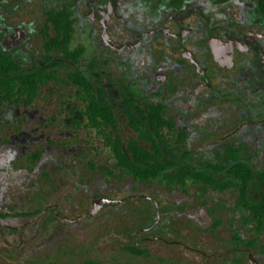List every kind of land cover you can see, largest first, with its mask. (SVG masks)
Segmentation results:
<instances>
[{"label": "rangeland", "instance_id": "374dc122", "mask_svg": "<svg viewBox=\"0 0 264 264\" xmlns=\"http://www.w3.org/2000/svg\"><path fill=\"white\" fill-rule=\"evenodd\" d=\"M66 1L85 3L50 4L55 9ZM167 5L166 0H151L150 11L158 14ZM32 9L40 15L48 6L35 0ZM81 39L71 49H86L85 54L74 63L60 50L52 56L44 49V38H38L26 52L29 60L24 62L22 54L17 62L27 69L51 60L55 78L40 86L31 103L0 105L3 150L16 137L24 138L0 160V264H252L249 257L255 255L239 248L251 243L253 252H264V224L258 230L250 212L238 206L233 177L224 170L214 172L231 185L224 190L202 183L166 184L162 178L135 180L116 165L111 140L88 125L85 104L66 75L79 71L105 91L122 143L137 138L124 113L123 100L130 93L138 102L162 104L165 118L174 125L162 130L164 138L177 154H188L186 166L192 170L204 169L207 162L230 165V146H246L255 171L264 168V122L257 113L264 111V85L255 78L248 81L250 107L262 104L249 116L240 104V82L247 84V77L239 78L232 63L215 79L224 92L219 100L214 92L194 97L188 93L194 64L173 39H165L162 51L152 52L145 65L140 62L144 50H137L112 60L106 69H95L96 55L87 57L97 46L98 33L93 30ZM158 53L162 60L164 54L186 60L184 75L157 86L153 73L161 61ZM248 118L251 122L244 125ZM257 194L252 187L249 196ZM154 213L161 216L162 227L152 230V238L164 232L186 247L146 239L142 228L156 224L149 221ZM131 245L146 253L127 251ZM223 251L229 254H212Z\"/></svg>", "mask_w": 264, "mask_h": 264}, {"label": "flooded vegetation", "instance_id": "af4514ba", "mask_svg": "<svg viewBox=\"0 0 264 264\" xmlns=\"http://www.w3.org/2000/svg\"><path fill=\"white\" fill-rule=\"evenodd\" d=\"M166 1L167 7L155 14L150 11L151 0H84L83 5L79 2L74 4L66 1L57 3L55 9H52L50 0H45L48 9L37 15L32 9L35 0H0V51L15 61L25 54L23 57L25 62L30 57L26 53L27 50L32 49L38 38H44L46 49L47 32L51 35L55 32L53 24L49 21L50 13L68 6L74 30L68 41L70 50L78 49L71 47L80 43L81 38H88L91 31L98 33L95 44L97 46L87 56L91 60L96 55L95 69L101 66L106 69L112 60H116L124 53L134 54L137 50H144L140 62L141 65H145L152 52L162 51L165 39H173L186 51L194 64L193 73L190 75L192 86L188 88L189 94L199 97L202 94L210 96L214 92L215 98L219 100L224 92L219 85L217 86L215 79L222 76L226 66L232 63L239 73V78L247 77V84L245 80H242L244 83L240 82V104L243 106V113L249 111L250 116L252 109L256 111L262 109V104L258 109L250 107L248 96H252L253 91L249 90L248 81L255 78L264 85V0ZM104 31L106 37L102 36ZM55 50L60 49L48 52L53 56ZM85 50L80 59L84 56ZM158 54L161 58L162 55ZM160 60L153 73L157 86L170 80L177 81L184 75L186 60L172 59L167 54H164V60L162 58ZM157 86H153L152 89L156 90ZM191 103L193 104V100ZM257 113L259 121L264 122V111ZM249 122L250 118L243 124ZM23 139L22 136L13 139L9 150H3V146L0 145V160L12 151L13 144L17 145ZM239 150L240 160L252 166L246 153V146L242 150L239 147ZM251 188L252 186L249 192ZM251 198L257 200L260 195L258 193ZM160 223L158 220L157 229L162 227ZM263 224L264 220L261 226ZM152 225L148 223L142 228L149 235L146 237L148 241L156 238L165 244H172L174 240L166 238L164 232L163 235L152 238ZM262 228L259 230L262 231ZM243 250L247 254L255 255L253 259L249 257L253 260L252 264H264L263 256L260 255L264 254L263 251L253 252L248 246L239 248V251ZM193 251L207 254L197 249Z\"/></svg>", "mask_w": 264, "mask_h": 264}, {"label": "trees", "instance_id": "16d2710c", "mask_svg": "<svg viewBox=\"0 0 264 264\" xmlns=\"http://www.w3.org/2000/svg\"><path fill=\"white\" fill-rule=\"evenodd\" d=\"M70 13L68 6L50 13L49 21L53 24L55 32L53 35L47 32L45 46L47 51L59 48L67 59L78 63L83 49L68 48V41L73 31V19ZM51 63L53 62L48 60L43 67L32 66L24 69L12 57L0 51V105L31 103L40 86L55 78L52 72L54 66ZM66 77V80L75 87L78 98L85 104L84 113L88 125L104 134L107 142L111 140L117 159L116 165L121 170L139 182L162 178L166 184L182 186L186 182L193 185L202 183L220 190L231 186L214 173L224 170L235 181L233 185L238 195V206L248 210L258 224L257 229L261 228L264 220V168L255 171L248 162L241 161L239 148L230 146L226 150L231 160L228 166L207 162L202 170L188 168L185 160L188 154L184 152L181 155L177 154L176 146L168 142L162 133L164 128H174L173 121L166 119L163 114L164 106L160 103L138 102L131 93L123 100L124 113L137 138H130L122 143L116 132L114 107L107 102L105 91L79 71L70 72ZM108 130L117 135L113 137ZM251 186L259 193V199L249 196ZM150 203L157 210L158 204L154 201ZM153 217L154 219L149 221L156 223L152 225L154 229L157 228L158 220L161 221V216L154 213ZM126 250L134 254L146 253V249L133 245L127 246Z\"/></svg>", "mask_w": 264, "mask_h": 264}, {"label": "water", "instance_id": "95a60500", "mask_svg": "<svg viewBox=\"0 0 264 264\" xmlns=\"http://www.w3.org/2000/svg\"><path fill=\"white\" fill-rule=\"evenodd\" d=\"M102 36L103 37H106L107 35H106V31H104L103 33H102ZM159 238V237H158ZM171 243H177V244H180L181 246H183V247H186V245L184 244V243H182L181 241H177V240H174V241H172Z\"/></svg>", "mask_w": 264, "mask_h": 264}]
</instances>
